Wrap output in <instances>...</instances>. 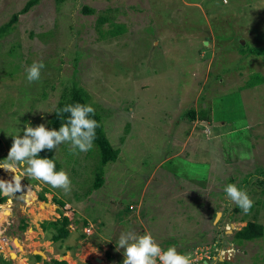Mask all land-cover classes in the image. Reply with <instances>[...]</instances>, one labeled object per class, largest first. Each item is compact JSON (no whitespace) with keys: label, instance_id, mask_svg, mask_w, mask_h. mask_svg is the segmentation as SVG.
<instances>
[{"label":"rangeland","instance_id":"374dc122","mask_svg":"<svg viewBox=\"0 0 264 264\" xmlns=\"http://www.w3.org/2000/svg\"><path fill=\"white\" fill-rule=\"evenodd\" d=\"M26 1L0 0V25ZM84 5L94 11L83 13ZM100 15L124 24L125 32L99 39ZM0 37V161L25 125L46 126L72 81L120 150L104 166L102 186L90 190L100 164L97 146L53 149L71 191L24 178V194L0 205V254L12 264L51 258L123 264L116 241L135 231L151 233L166 249L173 246L167 238L179 240L183 251L197 245L210 263L232 246L229 264H264V234L243 242L232 237L249 220L264 232V183L258 181L264 82L246 86L250 74L264 75V56L240 51L264 46V0H40ZM34 61L45 67L29 83L26 69ZM201 110L207 119L197 117ZM12 176L0 168V179ZM231 183L254 201L249 213L235 212L224 191ZM56 219L68 235L53 242L52 229L41 223Z\"/></svg>","mask_w":264,"mask_h":264},{"label":"clouds","instance_id":"9594fccd","mask_svg":"<svg viewBox=\"0 0 264 264\" xmlns=\"http://www.w3.org/2000/svg\"><path fill=\"white\" fill-rule=\"evenodd\" d=\"M44 67L42 61H34L26 69L28 82L40 80ZM61 113L70 115L67 122L61 124L59 130H50L44 124L36 127L27 124L24 127L23 136H12L13 144L7 158L0 161V168L13 173V176L10 180L0 179V196L11 199L17 193L24 194L25 186L22 181L26 177L43 181L53 188L62 189L65 193L71 191L72 181L69 174L65 170L57 171L54 159L41 158L40 153L43 150L57 149L64 143H69L73 152L77 150L87 152L93 147L99 124L91 118L95 114V109L91 105L69 104L61 110ZM224 191L227 198L241 208L245 214L250 212L254 201L246 190L231 183L225 186ZM225 248L233 255L232 246ZM121 249L124 250L125 257L123 264H191L190 255L181 254L175 246L162 248L151 233L138 235L135 231L121 232L116 241V250ZM196 249L199 247L192 250ZM221 250L223 249L219 252ZM229 256L225 255L227 259ZM219 257L225 258L224 256Z\"/></svg>","mask_w":264,"mask_h":264},{"label":"trees","instance_id":"16d2710c","mask_svg":"<svg viewBox=\"0 0 264 264\" xmlns=\"http://www.w3.org/2000/svg\"><path fill=\"white\" fill-rule=\"evenodd\" d=\"M63 1L64 0H56L57 3H61ZM39 2L40 0H27L19 11L13 13L7 22L0 25V36L4 35L6 32L9 31V29L15 24V22H17L20 14L28 12L33 6H35ZM93 11L94 9H92L91 7L87 5H84L82 7V12L85 14H90ZM104 22H108L109 24L106 29H102L100 27ZM97 31H98V38L102 39L106 37L117 36V35L124 33L125 27H124V24L122 23H116L110 16L100 15L97 21ZM240 51L243 52L244 54H250L254 56H264V46H246L245 48L242 47ZM262 82H264V75H262L261 73L255 72V73L250 74L248 80L246 81V86L251 87L252 85L259 84ZM77 103L88 105L86 96H84L83 94V89L79 87L74 81H72L71 86L67 88L61 94L60 99L57 101V104L55 108L53 109V112L50 114L46 127L50 130L51 129L59 130V127L61 126V124L67 122V118L70 115L68 113H61V110L66 105H69V104L75 105ZM58 114H60V116H58ZM189 114L191 118L196 117V114L194 111H190ZM207 116L208 115L206 114V112L201 110L197 117L199 119H207ZM91 118L95 119L99 124V127L96 129V136H95L93 144H95L99 150L100 164L98 166V170L96 171L94 181L90 187V190H95L102 186L103 177H104L103 176L104 166L110 162H114L117 159L120 150L118 148H114L111 145L108 138L106 137L104 127L102 124V119L98 111L95 110V114L94 116H91ZM40 157L54 159L55 164H56V170L60 171V165L53 154V150L51 151L43 150L40 153ZM260 174L262 175V177H258V181H260L261 183H264V177H263L264 171L262 170ZM243 181L247 182L246 180H243ZM38 197L42 200L46 199L45 193L43 191L38 193ZM5 200H6V197L0 196V203H3ZM56 201L60 206L64 205V202L62 200H56ZM239 209L240 208L238 206L234 208L235 212L239 211ZM3 218H4L3 213H0V221H2ZM232 220H234L233 217H232ZM41 227L52 229L51 241L53 242L58 241L60 239L62 240L64 237L68 235L67 226L64 223H62V221H60L59 219H56L55 221L43 222L41 223ZM20 228L22 229L27 228V224L22 223ZM263 234L264 232H263L262 224H260L259 222L253 221V220H249L245 223V225H243L238 230H236L233 233L232 237H233V240H235L236 242H243V241H252V240L261 238ZM167 239L173 242V246L179 249L178 252H180L181 254L193 256L192 253H194V251L192 250V247L186 248L187 245L185 244L186 246L184 248L182 247V249H186L185 251L187 252H185L183 250H180L181 248L177 244L179 240L174 239V238H167ZM194 247L195 246H193V248ZM164 249L166 248L164 247ZM199 250L203 251V249L200 247H199ZM206 252H209V251H207L206 249ZM15 257H17V255ZM33 257L37 261L41 260V256L38 254L33 255ZM217 257L212 258V260L216 262L215 264H229L230 262L229 259L227 258H223L222 260H220ZM11 258H14L13 254H11ZM203 260L208 261L209 264H214V262L210 263L211 260L206 258V256L203 257ZM22 261L24 262V260ZM0 264H12V260L0 254ZM43 264H68V262L65 259L51 258L49 260H45ZM198 264H204V263L202 260H200Z\"/></svg>","mask_w":264,"mask_h":264},{"label":"built area","instance_id":"2783aa9c","mask_svg":"<svg viewBox=\"0 0 264 264\" xmlns=\"http://www.w3.org/2000/svg\"><path fill=\"white\" fill-rule=\"evenodd\" d=\"M199 249H196L194 251L193 256L189 257L190 261H191V264H198L200 260L203 261V263L206 261V260H203V255H202V250H199ZM224 253V252H223ZM225 255L226 257H228L229 255H231V251L230 250H227L225 252ZM206 258H210V256L208 255V253L205 254Z\"/></svg>","mask_w":264,"mask_h":264},{"label":"water","instance_id":"95a60500","mask_svg":"<svg viewBox=\"0 0 264 264\" xmlns=\"http://www.w3.org/2000/svg\"><path fill=\"white\" fill-rule=\"evenodd\" d=\"M218 215H220V212H218L217 213V217H218ZM235 226V224L234 223H231V227H234ZM16 239H14V241H15ZM16 242V241H15ZM17 245H20L19 243H17ZM43 255V254H42ZM41 256V255H40ZM219 259L220 260H222L223 258L222 257H219ZM98 260V259H97ZM99 260H101L100 258H99ZM205 264H206V262H204Z\"/></svg>","mask_w":264,"mask_h":264},{"label":"bare ground","instance_id":"6f19581e","mask_svg":"<svg viewBox=\"0 0 264 264\" xmlns=\"http://www.w3.org/2000/svg\"><path fill=\"white\" fill-rule=\"evenodd\" d=\"M29 198H30V200H31L32 202L34 201V199H33V197L31 196V194H30V197H29ZM12 252H13V251H12ZM12 252H11V253H12ZM99 261H100V260H99ZM100 263H103V260L100 261ZM103 264H105V263H103Z\"/></svg>","mask_w":264,"mask_h":264},{"label":"flooded vegetation","instance_id":"af4514ba","mask_svg":"<svg viewBox=\"0 0 264 264\" xmlns=\"http://www.w3.org/2000/svg\"><path fill=\"white\" fill-rule=\"evenodd\" d=\"M0 205H1V203H0ZM5 232H6V231H5ZM5 232H4V233H5ZM2 236H3V235H0V237H2ZM10 237H11V236H10Z\"/></svg>","mask_w":264,"mask_h":264},{"label":"crops","instance_id":"0c3cea01","mask_svg":"<svg viewBox=\"0 0 264 264\" xmlns=\"http://www.w3.org/2000/svg\"><path fill=\"white\" fill-rule=\"evenodd\" d=\"M179 247V246H178ZM194 248H196V247H194ZM193 249V248H192Z\"/></svg>","mask_w":264,"mask_h":264}]
</instances>
